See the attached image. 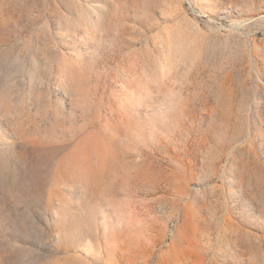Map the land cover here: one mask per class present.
<instances>
[{"label":"rangeland","instance_id":"rangeland-1","mask_svg":"<svg viewBox=\"0 0 264 264\" xmlns=\"http://www.w3.org/2000/svg\"><path fill=\"white\" fill-rule=\"evenodd\" d=\"M0 264H264V0H0Z\"/></svg>","mask_w":264,"mask_h":264}]
</instances>
